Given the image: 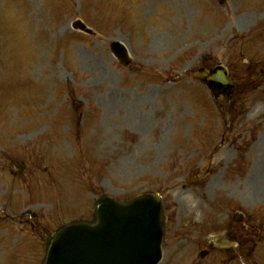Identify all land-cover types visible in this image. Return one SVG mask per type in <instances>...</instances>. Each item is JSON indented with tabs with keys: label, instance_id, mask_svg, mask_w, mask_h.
Instances as JSON below:
<instances>
[{
	"label": "rangeland",
	"instance_id": "1",
	"mask_svg": "<svg viewBox=\"0 0 264 264\" xmlns=\"http://www.w3.org/2000/svg\"><path fill=\"white\" fill-rule=\"evenodd\" d=\"M75 18L96 34L72 30ZM256 24L264 0H0V264H41L62 218H91L101 194L144 192L165 203L159 264H264V98L224 141L217 101L194 78L210 56L239 75L240 55L264 56V31L243 54L230 43ZM113 40L132 65L111 54ZM227 165L248 170L223 176ZM234 209L251 215L255 237L225 223ZM221 225L244 244L233 259Z\"/></svg>",
	"mask_w": 264,
	"mask_h": 264
},
{
	"label": "water",
	"instance_id": "2",
	"mask_svg": "<svg viewBox=\"0 0 264 264\" xmlns=\"http://www.w3.org/2000/svg\"><path fill=\"white\" fill-rule=\"evenodd\" d=\"M73 26L91 32L79 20ZM111 49L128 62L119 42H113ZM210 79L227 82L225 70H217ZM161 216L157 196L125 202L103 196L95 204V222H74L56 231L47 242L44 264H157L163 236Z\"/></svg>",
	"mask_w": 264,
	"mask_h": 264
},
{
	"label": "flooded vegetation",
	"instance_id": "3",
	"mask_svg": "<svg viewBox=\"0 0 264 264\" xmlns=\"http://www.w3.org/2000/svg\"><path fill=\"white\" fill-rule=\"evenodd\" d=\"M34 165V164H33ZM233 229L231 227H227L226 228V231L224 232V234L226 235L225 237H228V235L230 234V232L232 231ZM233 234V233H232ZM208 253L211 251V248H208Z\"/></svg>",
	"mask_w": 264,
	"mask_h": 264
},
{
	"label": "trees",
	"instance_id": "4",
	"mask_svg": "<svg viewBox=\"0 0 264 264\" xmlns=\"http://www.w3.org/2000/svg\"><path fill=\"white\" fill-rule=\"evenodd\" d=\"M242 97H245V96H243V95H235V97H234V99H233V103L235 104V103H240V98H242ZM247 97H249V96H247Z\"/></svg>",
	"mask_w": 264,
	"mask_h": 264
},
{
	"label": "clouds",
	"instance_id": "5",
	"mask_svg": "<svg viewBox=\"0 0 264 264\" xmlns=\"http://www.w3.org/2000/svg\"><path fill=\"white\" fill-rule=\"evenodd\" d=\"M257 113H253V115H256ZM195 206V203L193 202V204H192V207H194Z\"/></svg>",
	"mask_w": 264,
	"mask_h": 264
}]
</instances>
